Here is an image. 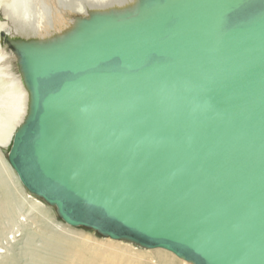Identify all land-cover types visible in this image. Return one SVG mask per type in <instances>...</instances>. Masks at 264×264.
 Wrapping results in <instances>:
<instances>
[{
  "label": "water",
  "instance_id": "1",
  "mask_svg": "<svg viewBox=\"0 0 264 264\" xmlns=\"http://www.w3.org/2000/svg\"><path fill=\"white\" fill-rule=\"evenodd\" d=\"M137 2L11 46L31 108L9 163L66 224L264 264V0Z\"/></svg>",
  "mask_w": 264,
  "mask_h": 264
},
{
  "label": "bare ground",
  "instance_id": "2",
  "mask_svg": "<svg viewBox=\"0 0 264 264\" xmlns=\"http://www.w3.org/2000/svg\"><path fill=\"white\" fill-rule=\"evenodd\" d=\"M97 1L100 4L96 5V8L94 7L95 9H92L90 11L79 12L81 10V6L76 5L74 7V11L76 10L77 13L80 14L74 19L67 20L68 22L64 21L63 15L59 16L58 18H55L56 16L52 12L51 8L48 11V13L49 15H51V17L54 16L55 18L54 20H52L53 18L51 20L50 19L46 20V18L44 19L45 16L43 17L38 16L37 18L34 17L35 19L30 20L28 17H26L27 16L25 13L26 11H24L25 14L24 16V14L23 15L18 14L19 12L17 13L15 8H12L14 9V11L10 10V8L13 6L12 4L7 6L5 9L6 10L5 11L6 15L4 16L5 21L0 22V149L3 150L4 154H6L5 158H3V161L5 162V166H8L9 164V166L13 170L12 172V170L9 168L16 182L19 179L13 167L9 163L8 152L5 149L10 147L11 139L14 133L20 127H22V125L27 120V117L29 116L30 108H31V91L25 81L24 72L18 60V57L11 46H15V47L26 46V45L49 46L54 43L62 42L63 40L67 39L78 28L80 21L90 16V14L93 12H104L110 15H114L116 17H121V16L132 15L136 13L139 9V2H137V0H129L128 2L127 0H120V1L118 0L115 2H110L109 0L108 1L97 0ZM40 8L42 9V7ZM34 12L36 13V10H34ZM6 20H11V23H14L17 26L18 31H16L17 29H13L11 24L7 23ZM49 26L53 27V29L50 30V28H48ZM24 29L27 30L24 31ZM26 34H30V37L25 36ZM5 38L9 39L8 40L9 42H7ZM12 68H14L17 71V73L12 71ZM6 174L8 175V173ZM22 188L25 189L26 191V188L23 185ZM16 202L13 194L9 191L8 184L5 181H3L2 183L0 178V238L5 237L6 236L5 233L8 232L13 234L12 237H15L16 235L24 237V235L29 234V236L27 235L25 239L26 243H28L34 240L33 238L35 236V232L33 233L32 231V233L31 232L28 233V230L26 229L25 225H21V224L17 225L14 222V220L11 226H7L8 223L6 224L3 221V220L10 221L9 219L13 217L14 211H17L15 210ZM38 202H39L38 200L32 198V200L27 204V206L31 210L34 209L38 210L39 207L41 206L40 205L41 203ZM50 205H52L56 209V206L54 204H50ZM34 221L36 225L39 226V230H38L39 234L42 232L44 237H50L51 244H53L48 248V250L45 249V254L43 257H42L43 253L40 255V253L36 251L38 253L34 256V260L36 264H88V263L89 264H125V261L128 263L135 262L136 264H140L143 259L142 254L139 253L137 254V252L135 251L127 250L125 249V247L120 245L119 242L121 241V239H113L108 237L107 238L108 242H106L99 240L98 238L97 239L91 238L90 236L80 232L78 233L76 232L74 234H69V235L60 233L57 229H55V231L49 232L47 226L45 225V222L42 221L41 218L39 219L35 217ZM14 225L16 226V229H14ZM20 227H22L21 232H20ZM47 233H49V235H46ZM7 238L8 237H6V241L9 240V239L7 240ZM75 245H79L80 247L87 249L91 256L88 257L82 254V252L80 251L76 252L74 248ZM10 246L11 245L8 246V249H10ZM148 249L156 250V252L154 253H156L157 256H166L167 255L166 252H169L167 250H163V249L161 250L159 248L158 249L148 248ZM0 252H2L1 249ZM18 256L19 255H17V257ZM175 257L179 259V261H181L183 264H193L192 262L186 261L181 257H177V256ZM160 261L161 260L159 259L157 263L160 264L161 263ZM8 263L9 261L6 263L0 262V264H8ZM11 263H14L13 259L11 260Z\"/></svg>",
  "mask_w": 264,
  "mask_h": 264
},
{
  "label": "rangeland",
  "instance_id": "3",
  "mask_svg": "<svg viewBox=\"0 0 264 264\" xmlns=\"http://www.w3.org/2000/svg\"><path fill=\"white\" fill-rule=\"evenodd\" d=\"M109 1L115 2L118 0H113V1L109 0ZM128 1L129 0H127V2ZM11 4L13 6L10 8V10L14 11V9H12V8H15L17 13L19 12L18 14H21V15H23L24 11H26L25 12L27 15L26 17H28L30 20L31 19L33 20V19L37 18L38 16H41V17L45 16L44 19L46 18V20L47 19L51 20L52 18H53L52 20H54L55 18H58L59 16L63 15L64 21H67L69 19L76 18L80 14V13H77L76 10L74 11V7L76 5L81 6V10L79 12H84V11H90L92 9H95L96 5H98L100 3H98L97 0H53V1L52 0H48V1L47 0H0V22L5 21V17H4L6 15L5 9L7 6H9ZM38 6H39V8H38ZM40 7H42V9L44 7V9L42 10ZM50 8H51L52 12L55 14V16H56L55 18H54V16L51 17V15H49L48 11L50 10ZM34 10H36V13L34 12ZM40 11L43 13V15ZM30 15H31V17L33 15V17L31 18ZM46 15L48 18L46 17ZM24 16H25V14H24ZM6 21H7V23L11 24L13 29H17V26L14 23H11V20H6ZM48 28H50V30L53 29V27H51V26H49ZM26 30L27 29H24V31H26ZM16 31H18V29ZM25 36L30 37V34H26ZM12 71L17 73V71L14 68H12ZM1 150L2 149H0V154H2V155H0V178H1V182L3 183V181H5L8 184L9 191L13 194V196L15 198V202L17 201L15 203V210H17V211H14L13 217L11 219H9L10 221H5V220H3V221L6 224L8 223L7 226H11L13 220L17 225H20V224L25 225L26 229L28 230V233H30V232L32 233V231H33V233L35 232V236L33 238L35 241L32 240L31 242L26 243L25 239H26L27 235L29 236V234L24 235V237L18 236V235H16L15 237H12L13 236L12 233H9V232L5 233L6 236L4 235L5 237L0 238V249L2 251V252H0V262L6 263L9 261L8 264H36V262L34 260V256L38 253H40V255L43 253L42 254V257H43L45 254V249L48 250V248L53 245V244H51V241H50L51 238L50 237H44L42 232L39 234V232H38L39 226H37L35 221H34L35 217H37L39 219L41 218V220L45 222V225L47 226L49 232L55 231V229H57L60 233L67 234V235L74 234L76 232L77 233L80 232V233H83L85 235L90 236L91 238H94V239L98 238L99 240L108 242L107 236H102L97 231H95L91 228H87V227H83V226L67 225L63 220H61L57 216L55 207L48 204L44 199H42L38 195L30 192L29 190L26 189V191H25V189L22 188V185L20 184V182L18 180L17 182L20 184V186H19V184L16 182V180L12 174L13 170L11 169L9 164H8V166H5V162L3 161V158H5L6 154H4L3 150L2 151ZM9 168L12 170V172H10ZM2 172L4 173V176H3ZM6 173H8V175ZM32 198L38 200L39 201L38 203H41L40 204L41 206L39 207L38 210H35V209L31 210L28 208L27 204L32 200ZM33 215H34V217H33ZM14 229H16L15 225H14ZM21 229H22V227H20V232H21ZM18 233H15V234H18ZM46 235H49V233H47ZM6 237H8L7 238V240L9 239L8 241H6ZM37 238H38V240H37ZM23 243H24V245H23ZM43 243L45 246L43 245ZM119 244L122 245L123 247H125V249H127V250L135 251V252H137V254L138 253L142 254L143 259H142L140 264H159V263H157V261L159 259L161 260L160 264H162V263L163 264H183L181 261H179V259H177L170 252H166L167 253L166 256H157L156 253H154V252H156V250L139 247L138 245L132 243L129 240L121 239ZM7 245L8 246L11 245L10 249H8ZM31 245H32V247H31ZM33 248H35V249H33ZM74 248H75L76 252L80 251V252H82V254H84L88 257L91 256L87 249L82 248L79 245H75ZM156 249H158V248H156ZM24 251L27 253H25ZM16 254L19 256L17 257ZM31 256H33V257H31ZM4 259L7 261H5ZM12 259H13L14 263H11ZM125 264H136V263L135 262L128 263L125 261Z\"/></svg>",
  "mask_w": 264,
  "mask_h": 264
}]
</instances>
